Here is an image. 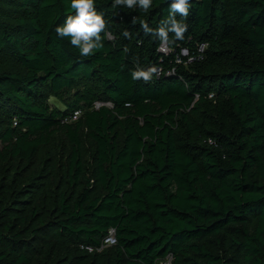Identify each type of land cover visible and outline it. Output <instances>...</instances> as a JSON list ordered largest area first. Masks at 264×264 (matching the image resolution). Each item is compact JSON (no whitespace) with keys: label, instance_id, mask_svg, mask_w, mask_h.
I'll use <instances>...</instances> for the list:
<instances>
[{"label":"trees","instance_id":"trees-1","mask_svg":"<svg viewBox=\"0 0 264 264\" xmlns=\"http://www.w3.org/2000/svg\"><path fill=\"white\" fill-rule=\"evenodd\" d=\"M175 2L0 0V264H264V0Z\"/></svg>","mask_w":264,"mask_h":264},{"label":"clouds","instance_id":"clouds-1","mask_svg":"<svg viewBox=\"0 0 264 264\" xmlns=\"http://www.w3.org/2000/svg\"><path fill=\"white\" fill-rule=\"evenodd\" d=\"M151 0H141V3L147 6ZM129 5L133 3V0H128ZM72 8L76 10L75 16H69L63 27H57L56 32L60 37H74L71 39L72 45H78L81 38L88 41L89 37L96 35L104 28V21L100 16L96 15L95 12L89 11L93 7V0H72ZM189 3L188 0H176L172 5V9L179 11L182 16L188 15ZM185 25L172 22V28L169 31L175 33L176 39H182L183 33L185 31ZM161 34L167 40V34L163 31ZM100 45L88 43L87 45H82L80 47L81 55L91 54V50L99 47ZM155 68L150 69V71H155ZM140 76L144 77L145 81L149 80V73L138 72L133 74V79H139Z\"/></svg>","mask_w":264,"mask_h":264},{"label":"built area","instance_id":"built-area-1","mask_svg":"<svg viewBox=\"0 0 264 264\" xmlns=\"http://www.w3.org/2000/svg\"><path fill=\"white\" fill-rule=\"evenodd\" d=\"M160 50L163 53L169 52V50L167 49L166 44H162L161 47H160ZM200 50L202 51V48ZM182 55H186V53L183 51ZM190 61L191 60L189 59V62ZM177 62H180V61L178 60ZM156 73H157V75H159L160 70L157 69ZM209 98H211V96H209ZM101 107L112 108V104L111 103H107V102H99V101H97V102H94L93 103L91 109L92 110H98ZM80 114H81V110H76L69 117L63 119L61 121V123L62 124H69V123L75 122L80 117ZM115 243H116V240H115L114 230L113 229H109V231L107 233V236L103 240V243H102L101 248L100 249H97V251H100L104 247L112 246ZM86 250H88L89 252H92L93 251V249H91V248H86Z\"/></svg>","mask_w":264,"mask_h":264},{"label":"rangeland","instance_id":"rangeland-1","mask_svg":"<svg viewBox=\"0 0 264 264\" xmlns=\"http://www.w3.org/2000/svg\"><path fill=\"white\" fill-rule=\"evenodd\" d=\"M51 101H53V100H51ZM171 258L169 257V258H166V259H164V260H161L160 261V264H171Z\"/></svg>","mask_w":264,"mask_h":264}]
</instances>
